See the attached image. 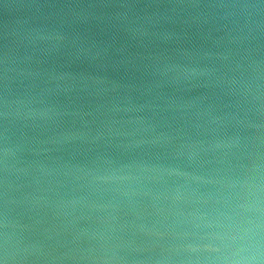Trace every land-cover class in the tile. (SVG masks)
Listing matches in <instances>:
<instances>
[{"label": "water", "instance_id": "obj_1", "mask_svg": "<svg viewBox=\"0 0 264 264\" xmlns=\"http://www.w3.org/2000/svg\"><path fill=\"white\" fill-rule=\"evenodd\" d=\"M0 264H264V0H0Z\"/></svg>", "mask_w": 264, "mask_h": 264}]
</instances>
